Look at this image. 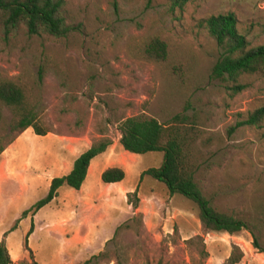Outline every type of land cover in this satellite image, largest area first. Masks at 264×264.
Listing matches in <instances>:
<instances>
[{"label":"rangeland","instance_id":"374dc122","mask_svg":"<svg viewBox=\"0 0 264 264\" xmlns=\"http://www.w3.org/2000/svg\"><path fill=\"white\" fill-rule=\"evenodd\" d=\"M227 12L250 45L264 44V0H187L175 12L165 0H61L63 35H29L23 24L0 28V77L24 89L37 123L51 129L44 136L10 131L12 113L0 105L1 142L15 137L0 154V240L13 264H86L100 252L87 264H229L237 245L206 230L192 201L142 175L160 167L162 152L125 151L118 130L132 116L165 122L196 115L213 138L202 150L204 192L233 215L255 213L264 188V118L258 126L235 125L264 107V74L242 77L236 93L211 77L220 49L201 21ZM152 36L167 43L164 64L141 55ZM103 137L111 144L91 160L81 187L61 186L36 210L51 179ZM105 161L124 170L121 184L130 191L105 187ZM242 233L241 264H264L252 244L245 249L252 237Z\"/></svg>","mask_w":264,"mask_h":264},{"label":"trees","instance_id":"16d2710c","mask_svg":"<svg viewBox=\"0 0 264 264\" xmlns=\"http://www.w3.org/2000/svg\"><path fill=\"white\" fill-rule=\"evenodd\" d=\"M165 2L166 10L175 12L180 11L187 0ZM201 23L220 49V55L211 67L212 78L230 83L228 89L236 93L244 88V84L240 82L242 77L264 74V44L250 45L246 37L239 32L236 16L232 12L212 14ZM19 24L26 27L29 35L59 36L68 30L61 14V0H0V28L7 33ZM167 50L165 40L152 36L143 42L141 55L144 59L161 65L166 62ZM42 71L43 68H40V74ZM0 105L9 108L12 113L8 124L10 131L23 132L32 128L36 135L43 136L51 132L50 128H43L37 123L33 104L29 102L24 89L13 80L0 77ZM263 118L264 107H259L248 113L247 117L235 126H258ZM118 130L121 135L119 142L125 151L162 152L160 167L148 168L142 175H149L162 182L169 195L178 194L192 201L196 206L197 218L206 230L226 232L230 235L248 231L252 237V246L264 254V188L257 191L259 205L255 213L242 217L222 210L215 203V193L204 192L198 174L200 164L204 160L202 150L211 145L213 138L204 135L196 115L178 113L165 122L153 117L132 116L121 120ZM14 138L8 137V140L2 143L0 136V154L5 145L11 143ZM110 144L111 140L106 137L93 142L73 160L71 170L67 174L51 179L47 195L33 207L38 210L50 202L63 185L79 189L86 177L90 161L105 152ZM124 175L122 168L110 166L101 172L100 179L105 184L116 183L122 181ZM130 203L136 206L137 198ZM204 254L206 255V252ZM101 255H105L104 252L93 255L90 259ZM242 256L240 248L233 246L227 262L238 263ZM0 264H13L3 240H0Z\"/></svg>","mask_w":264,"mask_h":264},{"label":"crops","instance_id":"0c3cea01","mask_svg":"<svg viewBox=\"0 0 264 264\" xmlns=\"http://www.w3.org/2000/svg\"><path fill=\"white\" fill-rule=\"evenodd\" d=\"M88 148V147H87ZM86 148V149H87ZM85 149V150H86ZM83 152V151H82ZM104 153V152H103ZM73 160L74 159H72L71 160V162L68 164V170H67V172L66 173H64L63 175H65V174H67L70 170H71V167H72V163H73ZM107 161V160H106ZM106 161L104 162V166H106L107 165V163H106ZM60 163L61 164H63V163H65L66 165H67V160H64V159H62L61 161H60ZM108 167H109V165H107ZM90 168H91V161H90V164H89V166H88V169H87V173L88 172H90ZM104 170V169H103ZM102 170V171H103ZM101 171V172H102ZM87 173H86V175H87ZM101 175V174H100ZM81 187V186H80ZM105 187H113V188H120L121 190H124V191H130V189H128V188H126V187H124V186H122V184H121V181L120 182H116V183H107L106 184V186ZM82 189V188H81ZM243 232V231H242ZM242 232H240V233H238V234H228V233H226V232H221V235H225V236H228L229 237V239H231V242H230V245H239V246H241V242L239 241V239H240V237L241 236H243V233ZM232 243V244H231ZM244 246H245V249L246 250H248L249 248H250V246H251V242L250 241H246V243H244ZM242 247V246H241ZM230 249V248H229ZM244 251V250H243ZM230 252V251H229ZM229 252L227 253V254H229ZM244 253H245V255L244 256H242V262H245V256H246V252L244 251ZM258 255H263L262 253H260V254H258ZM241 261H239L238 263H235V264H241Z\"/></svg>","mask_w":264,"mask_h":264}]
</instances>
